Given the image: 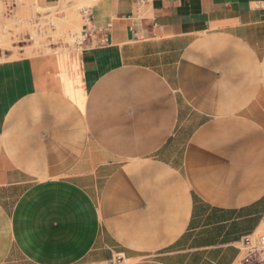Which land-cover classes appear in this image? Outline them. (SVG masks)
Instances as JSON below:
<instances>
[{
  "label": "crops",
  "instance_id": "1",
  "mask_svg": "<svg viewBox=\"0 0 264 264\" xmlns=\"http://www.w3.org/2000/svg\"><path fill=\"white\" fill-rule=\"evenodd\" d=\"M86 1L91 47L0 59V264H236L264 225V0Z\"/></svg>",
  "mask_w": 264,
  "mask_h": 264
},
{
  "label": "rangeland",
  "instance_id": "2",
  "mask_svg": "<svg viewBox=\"0 0 264 264\" xmlns=\"http://www.w3.org/2000/svg\"><path fill=\"white\" fill-rule=\"evenodd\" d=\"M88 6L90 2L83 0L72 7H61L60 13L50 14L55 29L42 35L36 31L30 20L36 17L37 12L44 11H41L33 0H19L17 13L12 16L1 15L0 59L16 58L23 52L30 55L41 51L50 53L63 51L64 48H61L62 44L58 41L61 39L63 42H71V35L81 32L84 23L82 10ZM56 10L53 9L52 12ZM49 37H53V43ZM259 230H264V225Z\"/></svg>",
  "mask_w": 264,
  "mask_h": 264
},
{
  "label": "built area",
  "instance_id": "3",
  "mask_svg": "<svg viewBox=\"0 0 264 264\" xmlns=\"http://www.w3.org/2000/svg\"><path fill=\"white\" fill-rule=\"evenodd\" d=\"M16 6V2L9 5L7 7L6 15H14V8H16ZM82 16L85 25L84 30L80 33L71 35V42H63L61 39L58 41V43L62 44L61 48H64L63 50L68 48L80 50L92 46L90 35L92 31L91 16L86 10H82ZM30 22L34 25L36 31L42 35H46L49 30L55 29V24L50 17V14L37 12L36 17L32 18ZM49 40L51 43L54 42L53 37H49ZM237 248L238 255L235 259L236 264H264V230L256 229L255 231L246 234L238 242Z\"/></svg>",
  "mask_w": 264,
  "mask_h": 264
}]
</instances>
